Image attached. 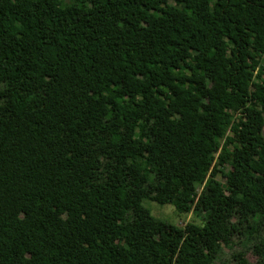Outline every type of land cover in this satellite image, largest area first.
<instances>
[{
    "label": "trees",
    "instance_id": "obj_1",
    "mask_svg": "<svg viewBox=\"0 0 264 264\" xmlns=\"http://www.w3.org/2000/svg\"><path fill=\"white\" fill-rule=\"evenodd\" d=\"M64 1L0 0V264H264V0Z\"/></svg>",
    "mask_w": 264,
    "mask_h": 264
},
{
    "label": "rangeland",
    "instance_id": "obj_2",
    "mask_svg": "<svg viewBox=\"0 0 264 264\" xmlns=\"http://www.w3.org/2000/svg\"><path fill=\"white\" fill-rule=\"evenodd\" d=\"M70 0H65L64 3H69ZM226 170H230V166L227 167ZM144 206L150 209L152 215L155 217L170 223L172 225L178 226V227H185L186 224L189 221H195L200 222L201 220L196 217L194 214H183L180 215L176 210L175 207L171 204L161 205L157 202L150 201V200H144L143 202ZM262 246L264 249V234L262 237ZM240 248H243L242 245L238 244L235 249L238 250ZM227 255L225 256V259L230 258V250L228 248L225 249ZM245 259L249 261L250 264H258V255H256L252 251H248L245 254Z\"/></svg>",
    "mask_w": 264,
    "mask_h": 264
}]
</instances>
